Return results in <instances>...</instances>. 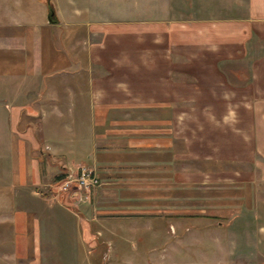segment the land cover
Listing matches in <instances>:
<instances>
[{"label": "crops", "instance_id": "1", "mask_svg": "<svg viewBox=\"0 0 264 264\" xmlns=\"http://www.w3.org/2000/svg\"><path fill=\"white\" fill-rule=\"evenodd\" d=\"M49 1L63 12L58 24L47 22L46 0H0V225L12 226V252L33 261L85 253V215L103 213L107 189L118 191L109 209L172 213L181 229L182 189L206 187L251 206L243 246L264 264V0H219L203 18L108 24L91 0ZM43 156L47 174L85 164L101 180L73 203L88 212L68 232L75 244L41 223L49 228L54 208L71 217L67 205H21L26 183L44 186Z\"/></svg>", "mask_w": 264, "mask_h": 264}, {"label": "rangeland", "instance_id": "2", "mask_svg": "<svg viewBox=\"0 0 264 264\" xmlns=\"http://www.w3.org/2000/svg\"><path fill=\"white\" fill-rule=\"evenodd\" d=\"M53 1L60 5V0ZM91 2L97 5L94 14L103 24L111 21L121 23L142 19L156 21L179 20L192 16L203 18L211 15L210 10L214 4L220 3L219 0H91ZM51 5L58 20L56 24H58L63 12H56L52 2ZM28 7L31 14L37 15L34 12L38 9L37 6ZM57 30L61 31V29ZM119 111L120 117L142 116L146 113L140 109ZM36 155L37 152H32V156ZM41 158H43L41 168L44 186L34 188L30 187V183H26L27 186H24L20 193L21 205L28 208L38 206L39 203L41 207V197H53V201L58 205L61 204L62 208L71 209L74 214L71 217L73 216L74 220L58 208H54V221L50 223L49 228L44 221L41 223L44 226L43 231L48 233L60 231L64 236L62 240L66 238L75 244L73 238H68V232L80 228L77 216L84 209L78 211L73 203L80 191L91 196L100 186L101 180L96 171L85 164L76 165L57 178L56 174L46 172L47 160L51 161V158L48 156ZM80 167L93 171L98 178V185L86 190L73 182L63 189L62 181L71 175L74 176ZM109 191V189L104 191L105 196L101 200V203L107 206L98 216L101 219L85 215L90 231V236L84 243L87 245L85 253H49L42 254L43 258L41 254H38L40 256L37 258L38 261L32 260L33 254L26 253L19 258L12 252L14 239L12 226L6 222L0 225V264H123L127 259L130 260V264H252L253 253L248 247L243 246L244 243L247 244L249 237L245 229L252 228V221L244 217L246 213L250 214L251 206L238 205L236 197H231L230 200L229 197L221 198L217 194L224 191L222 188H183L181 229L174 224L172 213L168 215L167 212L160 211V219L157 217L148 219L146 217L148 214H142L140 209H109L108 207L116 201L118 194H115L118 192L116 191L111 196ZM75 192H77L76 195ZM34 194L37 195V200ZM64 197L70 198L67 204L64 200H60ZM169 208L171 207L165 206L166 210ZM193 210H197V215L189 218L188 215L194 212ZM84 212L88 213L87 210ZM125 212L129 213L127 217L114 216L118 213L124 215ZM123 230V236L116 234L117 231L123 232ZM25 240L28 241L27 238ZM78 241L76 240V243Z\"/></svg>", "mask_w": 264, "mask_h": 264}, {"label": "built area", "instance_id": "3", "mask_svg": "<svg viewBox=\"0 0 264 264\" xmlns=\"http://www.w3.org/2000/svg\"><path fill=\"white\" fill-rule=\"evenodd\" d=\"M75 182L80 188L89 190L90 188L96 187L99 181L93 171L86 169L85 167H80L78 172L73 176H69L62 181L63 189L69 185V183Z\"/></svg>", "mask_w": 264, "mask_h": 264}, {"label": "water", "instance_id": "4", "mask_svg": "<svg viewBox=\"0 0 264 264\" xmlns=\"http://www.w3.org/2000/svg\"><path fill=\"white\" fill-rule=\"evenodd\" d=\"M46 7H47V13H46L47 22L49 24H56L58 22V20L55 17L54 9H53L49 0H46Z\"/></svg>", "mask_w": 264, "mask_h": 264}]
</instances>
